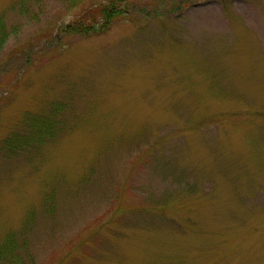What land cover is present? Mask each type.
I'll list each match as a JSON object with an SVG mask.
<instances>
[{
  "label": "rangeland",
  "instance_id": "1",
  "mask_svg": "<svg viewBox=\"0 0 264 264\" xmlns=\"http://www.w3.org/2000/svg\"><path fill=\"white\" fill-rule=\"evenodd\" d=\"M79 1L0 0V142L63 107L54 138L0 152V244L24 238L26 264H264V0Z\"/></svg>",
  "mask_w": 264,
  "mask_h": 264
},
{
  "label": "trees",
  "instance_id": "2",
  "mask_svg": "<svg viewBox=\"0 0 264 264\" xmlns=\"http://www.w3.org/2000/svg\"><path fill=\"white\" fill-rule=\"evenodd\" d=\"M71 6H75L80 3L79 0H69ZM91 13V15H90ZM85 13L84 16L75 20L72 24L66 25L65 29L68 34H86L89 30L98 25L102 29L107 26L109 22L114 19V11L111 8V4L100 5L98 9ZM120 14L116 13V17ZM93 31V30H91ZM10 32L8 31L5 22L0 18V48L8 38ZM63 107L60 103H56L51 106L49 115L43 116L42 114H27L22 124V129L19 131H13L9 133L0 142V152L12 156L19 151L25 150L27 147L40 146L47 140L52 139L59 132V125L63 123L57 119L55 123L57 113L62 111ZM47 113V114H48ZM19 241L14 234H7L2 243L0 244V264H26L22 256L25 253L27 242L24 238Z\"/></svg>",
  "mask_w": 264,
  "mask_h": 264
}]
</instances>
